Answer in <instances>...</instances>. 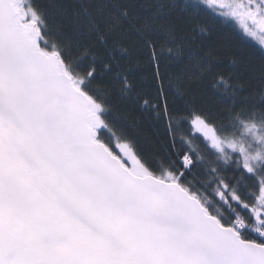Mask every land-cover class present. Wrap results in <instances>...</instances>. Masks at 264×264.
<instances>
[{"label":"snow or ice","instance_id":"obj_1","mask_svg":"<svg viewBox=\"0 0 264 264\" xmlns=\"http://www.w3.org/2000/svg\"><path fill=\"white\" fill-rule=\"evenodd\" d=\"M257 30L264 0H0V264H264V51L222 65Z\"/></svg>","mask_w":264,"mask_h":264},{"label":"trees","instance_id":"obj_2","mask_svg":"<svg viewBox=\"0 0 264 264\" xmlns=\"http://www.w3.org/2000/svg\"><path fill=\"white\" fill-rule=\"evenodd\" d=\"M42 2L46 3L47 0H42ZM72 23H73L72 21H70L68 18L64 16H56L53 19V24L61 25L66 30L71 29V27L73 26ZM261 51H264L263 47L260 44H258L255 40H253L252 38H248L245 42L244 48L233 49L223 57V60H222L223 74L224 75L229 74V71L232 68L233 60L239 62L242 59H246L250 55H258ZM236 68L237 70L242 71V68L239 63H237ZM204 101L208 104L213 103V98L210 95V92L207 88L205 89Z\"/></svg>","mask_w":264,"mask_h":264},{"label":"rangeland","instance_id":"obj_3","mask_svg":"<svg viewBox=\"0 0 264 264\" xmlns=\"http://www.w3.org/2000/svg\"><path fill=\"white\" fill-rule=\"evenodd\" d=\"M253 40H255L258 44H260L263 49H264V45H262V41H264V33L260 32L259 30H257V34L255 37H251Z\"/></svg>","mask_w":264,"mask_h":264}]
</instances>
